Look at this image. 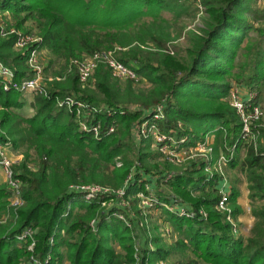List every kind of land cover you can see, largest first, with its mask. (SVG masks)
Returning a JSON list of instances; mask_svg holds the SVG:
<instances>
[{
	"label": "trees",
	"instance_id": "trees-1",
	"mask_svg": "<svg viewBox=\"0 0 264 264\" xmlns=\"http://www.w3.org/2000/svg\"><path fill=\"white\" fill-rule=\"evenodd\" d=\"M256 1L202 0L204 25L198 32L189 33L188 57L181 59L165 51L179 32L165 24L161 15L165 10L176 16L182 14L185 9L179 0H0V18L4 20L9 13L14 19L13 23L4 20L6 30L13 26L33 34L25 23L34 21L35 35L40 38L35 46L46 49L50 56L43 68L47 95L33 96V115L16 112L23 106L20 92L2 90L0 82V145L10 144L22 154L14 169L23 181L24 200L14 213L7 208L6 186L0 185V216L2 211L7 215L0 223V264H27L30 256L41 264H62L64 258L69 264H134L139 261L137 255L138 264H155L158 259L176 255L181 258L174 264H198V260L203 264H264V126L259 121L253 127V138L238 142L242 123L226 99L231 78L235 82L244 79L251 90L264 80V65L257 69L263 63L260 59L248 77L232 72L243 36L252 28L249 14L255 12L252 7ZM146 17L151 21L146 22ZM260 18L264 22V15ZM255 31L264 37V26ZM16 38L15 33L3 36L0 29V62L11 67L17 79L32 77L34 72L27 64L29 51L14 48ZM116 47H120L118 59L149 86L140 88L141 79L121 83V78L113 76L102 63L93 73V83L82 86L76 62L96 51ZM55 64L59 67L54 70ZM66 95L107 107L97 114L102 122L100 136L81 131L73 114L57 105V98ZM257 100L252 101L256 104ZM120 103L135 106L127 108ZM159 104L164 115L158 121L161 130L174 129L180 123L178 133L188 136L190 143L211 135L215 157L238 142L227 167L240 165L246 175L254 217L247 237L233 232L225 216L214 209L220 197L218 174L206 176L200 161L187 163L179 171L164 168L157 174L148 164L154 157L148 140L134 150L132 124ZM112 122L116 132L106 134ZM243 146L247 148L241 159ZM117 157L122 161L120 167L114 165ZM100 162L105 166L100 168ZM108 164L114 168L109 170ZM130 174L126 195L135 197L149 180L156 189L164 182L184 200L157 190L159 199L187 200L196 212L199 207L207 210L208 217H179L162 211L157 220L167 223L177 234L168 242L162 224L152 220L151 215L143 218L136 198L127 208L115 203L112 208L98 211L108 195L100 194L87 202L81 194L68 192L69 185L80 183L115 190L126 183ZM168 175L171 177L165 180ZM230 186L229 205L236 218L242 212L237 203L240 190L236 184ZM194 190L196 196L191 194ZM115 211L125 219L113 214ZM28 226L36 229L33 255L14 238ZM187 253L197 259H188Z\"/></svg>",
	"mask_w": 264,
	"mask_h": 264
},
{
	"label": "built area",
	"instance_id": "built-area-1",
	"mask_svg": "<svg viewBox=\"0 0 264 264\" xmlns=\"http://www.w3.org/2000/svg\"><path fill=\"white\" fill-rule=\"evenodd\" d=\"M191 1L200 8V11L204 13V5L202 0ZM5 26L6 23L0 18V29L2 35L6 36L15 33L17 38L14 43V48L18 50L29 51L27 64L33 70L34 74L29 78L27 77L17 79L15 77L14 70L0 62V82L2 90H14L20 93L31 92L34 95H47V89L44 85L43 66H41L37 60L39 49L35 46V43L40 41V38L31 34L22 33L16 30L13 26L6 30ZM119 50L120 47L96 51L76 62L80 84L82 86L91 85L93 83V73L96 67L101 63L107 65L112 75L115 77L121 79H134L136 81L140 79L142 80L141 76L137 74L132 67L126 65L118 59L115 52ZM253 96V90H251L250 93L246 94V96L242 97L241 99L235 97V94L232 92L229 95V104L236 108L235 110L238 113L242 123L238 142H245L253 138V122L256 121L262 114L261 105L259 103L254 104L252 101L254 99ZM57 105L66 108L70 113L73 114L74 121L81 131L91 133L94 137L100 136L102 122L100 119H98L97 114L101 111V108L106 106L90 104L73 95H66L64 97L57 98ZM110 111L111 110H109V112ZM121 112L123 111L121 110ZM163 116V106L159 104L154 108L149 109L145 113V116L136 120L132 124V135L134 141L136 142L138 139L148 140L150 145L155 150H157L166 161L175 165L183 164L185 160L197 162L200 161L205 171L215 170L214 172H207L206 176L208 177L218 174V171H221L222 167L226 166L228 161L233 158L238 142H234L232 145L227 146L225 151L220 152V154L215 157L212 153L213 146L211 135L206 136L202 141L196 140L190 143L189 137L186 135H181L177 130H161L160 126L158 125V121L162 120ZM115 129L116 124L115 122H112L106 127L105 133L111 134L115 131ZM8 146L11 147L10 144L0 145V168L3 171L7 187V207L8 209H12L15 213L16 210L24 203L22 198L23 181L17 177V172L13 168L14 161L8 156L6 152V147ZM262 155L264 162V154ZM131 177V174L128 175L126 183L115 190L108 187H99L95 184H71L68 187V192L81 194L83 200L87 202H90L92 199H96L100 194L108 195V199H104L100 202L104 207L107 209L112 208L115 203L118 206L125 207L123 202L125 201L126 184L129 182V180H131ZM170 177L171 176L168 175L165 180ZM218 177L220 178L221 182V185H219L220 197L217 200L214 208L225 216L227 222H229L232 226L233 232H236L238 229L237 217H233L232 209L229 207V191L231 186L228 182V178L224 177L222 174H218ZM151 180H154V178ZM152 184L153 183L150 180L147 181L145 184V193L139 191L136 194V196L139 197L138 200L140 199L142 202V205L137 207L139 210H141V212L143 211L144 214V210L162 207L164 210L179 217L184 216L192 218L198 214L202 218H205V212L203 210H198V212H196L192 207L187 205V203L172 200V197H170L168 200L159 199L156 193L153 192L155 188L151 187ZM68 209L65 213H63V216L67 215ZM113 214H116L120 219H125L121 213L115 211ZM6 217L7 215H1L0 223L4 222ZM127 224L129 225V223ZM90 225L92 228H94L93 220ZM35 233L36 229L28 226L16 233L14 238L19 243V245L25 246L27 251L33 252L35 247ZM52 241L53 237L51 236L49 238V242L52 243ZM150 248L153 249V247ZM26 263L41 264L33 256H30V259ZM134 264H138V260H136ZM155 264L168 263L165 260L158 259L155 261Z\"/></svg>",
	"mask_w": 264,
	"mask_h": 264
},
{
	"label": "rangeland",
	"instance_id": "rangeland-1",
	"mask_svg": "<svg viewBox=\"0 0 264 264\" xmlns=\"http://www.w3.org/2000/svg\"><path fill=\"white\" fill-rule=\"evenodd\" d=\"M179 1H180V4H182L181 8L185 9L183 11V13L180 14L179 16H176L174 12H170L168 10L161 12L162 17L166 21L165 24H167L171 29H174L177 32H179L178 37L174 41L169 43V45H170L169 50H165V51L168 52L170 55H178V56H180L181 59H186L188 57L186 50L189 47V43H190V41H189L190 34L189 33L190 32H198L199 29L203 27V25H204L203 18L205 17V14L202 11H200V8L197 7L191 0H179ZM263 7H264V3L262 2V0H257L256 2L253 3L252 10H254L255 12L249 14V21L252 25V28H249L246 31L245 35L243 36L242 43L240 45L239 50L237 51V56H236L235 61H234V67L232 68L233 73L242 72V75L244 77H248L252 73V71H253L252 67L255 64L256 60L260 59L263 62V63L258 65L257 69L260 67V65H264V37L260 36L255 31V28L264 26L263 19L260 18V17H262V15H264V13L262 11ZM4 16H5L4 20L6 22L13 23L14 19L9 13H6ZM144 20L146 22H149V21H151V18L146 17V18H144ZM25 27L33 29L34 31H33V34H31V35H33L35 37L37 36V35H35L37 32L36 31L37 28H36V23L34 21H31V20L27 21L25 23ZM38 53L39 54H38L37 60H38L39 64H41V66H43V68H44L47 65V60L50 58L49 53L44 48L39 50ZM115 53H116V56L118 57L119 52L116 51ZM250 61H251V63H249ZM58 67H59V64H55L54 70H55V68L57 69ZM50 73L51 72L49 71L47 73V75L50 76ZM44 75H45V73H44ZM125 80L126 79H121V83H124ZM243 80L241 82H237V81L235 82L231 78V87H230V89L228 91V95L226 97L227 100H229V95L231 92L233 94H235V97H238L240 99L242 97H245L244 96L245 94H248L251 92V88L248 85H246V83ZM148 86H149V83L146 82V80L142 79L141 83H139L140 88H147ZM259 87L261 90L260 93H259ZM136 88H138V87H136ZM255 88H257L258 91H256ZM255 88H253V93H254L253 97H254V99H256L258 97L257 102L261 105L262 114L260 115V117L256 121L253 122V127H256L257 125H259L260 124V123L258 124L259 121L262 122L261 124H263V126H264V80L261 83V85H260V83H256ZM90 90L92 91V89H90ZM20 95H21L20 100L23 102V106L20 109H17L16 112H18L19 114H21L23 116L32 115L34 113V110L31 109V100L33 99L34 94H32L31 92H26V93H20ZM29 104H30V107H29ZM94 105H96V104H94ZM102 105H104V104L102 103ZM119 105H121V106L124 105L127 108H133L135 106L132 103H127V104L126 103H120ZM181 127H182V125L180 123H178V126L172 130H177L180 132ZM114 132H116V131H114ZM206 136H210V135H206ZM132 139H133V135H132ZM134 144H135L134 150L136 151V149L141 148L142 144H145V142H143V140L138 139V141H136V142L134 141ZM148 147H149V151L151 150L150 152L154 154L153 158H149L148 164L151 165V166L149 165L150 168L153 171L157 172V174H159L163 170H165L164 168H169V169L174 170V171H179L182 167L185 166V164L192 162V161L185 160L184 163L180 164V165L172 164V163L166 161L160 155V153L150 145L149 141H148ZM246 148H247L246 146H243V147H241V149L239 151V156L241 159L244 157ZM6 152H7L8 156L14 161V164H13V168H14V165H17L19 163V161L22 159V154L18 151H15L12 148V146L6 147ZM195 157H197V156H195ZM121 164H122V161L118 157L115 158V161H114L115 167H120ZM114 165L108 164L109 170H112V168H114ZM104 166H105V164L104 163L102 164L100 162V168H102ZM153 171L151 174L156 176L157 174L153 173ZM214 171L215 170L205 171V169L203 168V172L205 174H207V172H214ZM218 174H222L224 177L228 178V182L230 183V185L236 184V186L238 188L240 185L244 190L246 188V190L248 191L246 175L244 173V170L240 168V165H238L234 169L227 167V165L223 166L221 171H218ZM3 176H4V174H3ZM229 179H230V181H229ZM168 180H169V178H168ZM3 184L6 186L5 177H4V183ZM80 184H82V183H80ZM95 185H97L99 187H108L106 185H101V184H95ZM140 190H141V192L145 193L146 186L144 185ZM157 190H160V191L162 190L163 192H165L164 193L165 196H171V195L178 196L179 195L176 192H174L170 186H168L167 184H164V182L158 184L157 189L155 188L153 190V192L156 193ZM6 191H7V187H6ZM191 194L193 196H196L195 194H197V192H195V190H194V191H192ZM242 194H243V190H242ZM179 196H180L179 197L180 199L182 198L184 200V198L181 195H179ZM134 198H136V200H137L136 201L137 206L142 205V202L140 201V199L138 200L139 197H137V196L133 197L132 195H126L125 201L123 202L124 206L127 208L130 205V201ZM237 200H238V198H237ZM6 201L8 204V197H7ZM185 202H187V204L189 203L187 200ZM251 205L252 204L250 203V201H248V206H246L245 210H246V212L250 213L252 216ZM103 207L104 206L100 203V208L98 209V211L101 210ZM229 207L231 208L230 205H229ZM198 210H203L205 212V218L208 217V212L203 207H199ZM144 211H145V214L143 213V211L141 212V215H143V218L151 215L152 220H156V222L158 221L160 224H162L161 231H162L163 236H166L168 242H172L177 237V234L173 231V229L167 223L163 224L161 219L157 220V218H160V214L162 213V211H164V208H162V207L156 208L155 207V208H151V209L144 210ZM1 214H2V216H4L5 212L2 211ZM242 219H243V221L240 220L241 232H239L240 227L238 224V229L235 233L243 236V232H246L249 235L251 232L250 230L252 229L253 224H254V217H253L252 222H250V223L245 221L246 216H243ZM139 239L143 240V236H140ZM16 243H17V245L19 244L17 241H16ZM150 247H153V246L150 245ZM63 251H64V248H63ZM138 254H139V252H138ZM187 254H189V256H190V257H188V259L189 258L197 259L192 254H190V253H187ZM30 255H33V252H30ZM137 258L140 261V257L138 255H137ZM178 258L180 259L181 257L179 255H176V257L171 256L169 259H166L165 261H167L168 264H174V262ZM139 261H138V263H139ZM23 264H25V263L23 262ZM62 264H69V261L64 258ZM198 264H203V263L198 260Z\"/></svg>",
	"mask_w": 264,
	"mask_h": 264
},
{
	"label": "crops",
	"instance_id": "crops-1",
	"mask_svg": "<svg viewBox=\"0 0 264 264\" xmlns=\"http://www.w3.org/2000/svg\"><path fill=\"white\" fill-rule=\"evenodd\" d=\"M244 96H246V94L244 95ZM32 101V100H31ZM29 107H30V104H29ZM31 109H32V107H31ZM33 115V114H32ZM31 116V115H30ZM28 117V116H27ZM229 181H230V179H229ZM4 183V176H3V172H2V170L0 169V184L2 185ZM154 184V183H153ZM152 184V185H153ZM230 184V183H229ZM4 185V184H3ZM220 185H221V182H220ZM154 188L156 187V185H154L153 186ZM239 190H240V195H239V197H238V200H237V203L241 206V208H242V212L240 213V214H238L237 215V220H238V224H239V227H240V231L239 232H241V223H240V220H242L243 221V216H246V219H245V221H247V222H252V220H253V217L251 216V214L250 213H248V212H246V206H248V201H249V199H248V191L246 190V188H245V190L239 185ZM242 190H243V194H242ZM243 236L244 237H246V236H248V234L246 233V232H243Z\"/></svg>",
	"mask_w": 264,
	"mask_h": 264
}]
</instances>
